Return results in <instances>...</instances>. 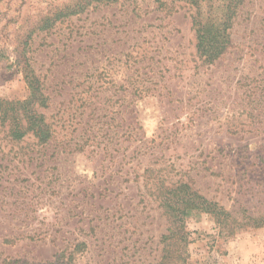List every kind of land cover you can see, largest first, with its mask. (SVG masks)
Masks as SVG:
<instances>
[{"label":"rangeland","instance_id":"rangeland-1","mask_svg":"<svg viewBox=\"0 0 264 264\" xmlns=\"http://www.w3.org/2000/svg\"><path fill=\"white\" fill-rule=\"evenodd\" d=\"M76 1L0 0V99L28 98V63L53 131L15 141L0 120V264H159L161 193L179 184L231 213L184 217L186 264H264V226L247 224L264 217V0L239 6L214 65L186 0H118L43 28ZM226 1L200 0L202 16Z\"/></svg>","mask_w":264,"mask_h":264},{"label":"trees","instance_id":"trees-1","mask_svg":"<svg viewBox=\"0 0 264 264\" xmlns=\"http://www.w3.org/2000/svg\"><path fill=\"white\" fill-rule=\"evenodd\" d=\"M117 1L77 0L74 4L57 11L53 16L47 17L43 28H50L59 20L82 14L93 5L113 4ZM243 2L244 0L226 1L222 5V15L216 19L213 16L207 18L202 16L200 0H186V3L197 8V12L192 15L191 23L196 36L197 55L204 65H214L233 45L231 29L237 9ZM25 77L30 90L28 98L19 101L0 99V120L2 125L9 127L13 140L20 141L31 134L40 143L46 144L51 140L53 131L41 110L48 107L50 98L45 93L44 84L28 63L25 67ZM166 189V192L161 193V200L168 212L166 213L171 225L169 234L163 237L164 246L159 264H186L187 237L184 231V217L193 211H202L214 215L220 223H227L231 213L206 199L188 184H179ZM248 220L247 224H253L254 227L264 226V217H248Z\"/></svg>","mask_w":264,"mask_h":264}]
</instances>
